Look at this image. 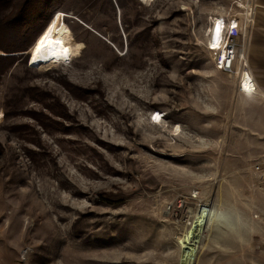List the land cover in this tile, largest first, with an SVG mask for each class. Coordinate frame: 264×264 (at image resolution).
<instances>
[{
  "label": "rangeland",
  "instance_id": "374dc122",
  "mask_svg": "<svg viewBox=\"0 0 264 264\" xmlns=\"http://www.w3.org/2000/svg\"><path fill=\"white\" fill-rule=\"evenodd\" d=\"M259 5L53 2L61 55L30 67V46L0 74V264H181L203 206L192 264L264 263V103L207 47L250 9L247 61Z\"/></svg>",
  "mask_w": 264,
  "mask_h": 264
},
{
  "label": "trees",
  "instance_id": "16d2710c",
  "mask_svg": "<svg viewBox=\"0 0 264 264\" xmlns=\"http://www.w3.org/2000/svg\"><path fill=\"white\" fill-rule=\"evenodd\" d=\"M55 1L57 0H24L18 5H14L17 7L14 9L15 11L13 14L11 12L8 16L0 20V25H2L0 26L2 43L0 44V52L3 53L2 56L0 55V74L14 65L18 60L16 54L23 53L32 46L35 38L40 35L42 29L45 28L44 26L50 20L51 16H48L49 9ZM12 6L13 0H0V13ZM36 25H40V28L37 33L32 35V38L29 39V35L27 36V34L31 32L33 28H36ZM18 26H21L20 31L16 28Z\"/></svg>",
  "mask_w": 264,
  "mask_h": 264
},
{
  "label": "bare ground",
  "instance_id": "6f19581e",
  "mask_svg": "<svg viewBox=\"0 0 264 264\" xmlns=\"http://www.w3.org/2000/svg\"><path fill=\"white\" fill-rule=\"evenodd\" d=\"M140 2H146L148 0H136ZM59 13L56 15L55 18H53L49 24L43 29V31L40 33V35L36 38L35 42L33 43L32 47L30 48L29 51V66L30 67H37L39 69L47 68L52 61H55L58 56L61 55V50L58 48V37H57V18L59 17ZM251 15V14H250ZM217 21L221 22V35L219 40H215V28H216V23ZM232 24H235L236 27L232 28ZM229 29L232 28L233 30L238 28V24L235 20H232L228 23ZM226 29V24L224 19L222 18H217L214 21V25L211 29V34L209 35V45L212 43L216 42H222V34L223 31ZM44 41V46L41 48V50L37 53L36 47L39 45L40 41ZM220 47L218 48V51L221 53L220 55V63L223 59V56L225 55L226 51L223 48V43H219ZM213 50L211 47H208V50ZM217 50V49H216ZM214 51V50H213ZM37 57V59H33V57ZM247 64V63H246ZM248 70V69H247ZM245 70H242L239 72L240 74V84L242 83V86L239 85L240 90H245V86L247 85L250 89L254 90L255 89V84L254 81L252 80V77L250 73ZM249 93V91H246ZM252 92V91H250ZM208 208L203 206L200 207L197 214L196 221L194 223V229H193V240L191 244H187L186 246L183 247L182 249V257H181V264H192L193 256H194V248H195V243L198 242L199 235L201 233L202 229V224L204 221V218L208 215Z\"/></svg>",
  "mask_w": 264,
  "mask_h": 264
},
{
  "label": "built area",
  "instance_id": "2783aa9c",
  "mask_svg": "<svg viewBox=\"0 0 264 264\" xmlns=\"http://www.w3.org/2000/svg\"><path fill=\"white\" fill-rule=\"evenodd\" d=\"M250 16H251L250 9H248L246 16L243 18V20L239 22L237 21L238 28L235 30H233L232 28L229 29V25H228V23L232 21L233 19H228V20L224 19L225 24H226V29L223 31V34H222V38H221L222 42H219V43L220 44L223 43V48L226 51V53L223 56L221 63L217 64L216 69H218L219 71L226 73V74H231L232 67L235 64V62L240 63V61L243 62V65L245 66V69L247 70L246 60L243 57V54H244L243 51H244V42H245L244 40L245 30L248 27L249 23L251 22ZM207 47L210 48V45ZM209 51L213 54L215 58L217 57L218 49L214 51L209 49ZM240 86H242V83L240 84ZM254 90H252V92ZM253 175L256 178L257 189L262 194V197H263V202H262L263 212L261 214H257L254 217L255 219H258V221H260L261 224L264 226V156L253 166ZM192 198H196V195L192 196ZM263 260H264V253H263Z\"/></svg>",
  "mask_w": 264,
  "mask_h": 264
},
{
  "label": "crops",
  "instance_id": "0c3cea01",
  "mask_svg": "<svg viewBox=\"0 0 264 264\" xmlns=\"http://www.w3.org/2000/svg\"><path fill=\"white\" fill-rule=\"evenodd\" d=\"M257 11L263 12L264 6L259 5ZM260 15V13H259ZM255 15L254 26L255 28H264V20L259 16ZM258 17V18H257ZM247 71L250 73L252 80L255 84V92L261 94L264 103V35L257 29L253 34H250L247 38ZM245 94H253L252 92H246L241 90ZM260 193V192H259ZM261 197L262 194L260 193ZM263 197L261 199V207L255 214H261L263 212ZM255 216V215H254ZM264 227V226H263ZM264 261V260H263ZM259 264H264L263 262Z\"/></svg>",
  "mask_w": 264,
  "mask_h": 264
},
{
  "label": "snow or ice",
  "instance_id": "6c2138e0",
  "mask_svg": "<svg viewBox=\"0 0 264 264\" xmlns=\"http://www.w3.org/2000/svg\"><path fill=\"white\" fill-rule=\"evenodd\" d=\"M235 27H236V25L235 24H232V28H235ZM220 35H221V22L220 21H217L216 28H215V40L218 41L219 38H220ZM43 46H44V41L41 40L40 43H39V45L36 47V50L35 51L38 53ZM210 47L213 50H216V49H218L220 47V45H219V43L214 42V43H212L210 45ZM33 59L35 60V59H37V57L34 56ZM221 66H223V65H221ZM245 90L246 91H249V92L252 91V89H250L247 85L245 86ZM152 119L154 121H159L160 120V116L158 114L157 115H154L152 117ZM177 131H179V129H177Z\"/></svg>",
  "mask_w": 264,
  "mask_h": 264
},
{
  "label": "water",
  "instance_id": "95a60500",
  "mask_svg": "<svg viewBox=\"0 0 264 264\" xmlns=\"http://www.w3.org/2000/svg\"><path fill=\"white\" fill-rule=\"evenodd\" d=\"M37 37H38V36H37ZM37 37H36V38H37ZM35 40H36V39H35ZM35 40H34V41H35ZM34 41H33V43H34ZM30 48H31V47H30ZM29 51H30V49H29ZM29 51H28V53H26V54L28 55V60H29V57H30V55H29ZM1 55H2V54H1ZM28 63H29V61H28Z\"/></svg>",
  "mask_w": 264,
  "mask_h": 264
}]
</instances>
